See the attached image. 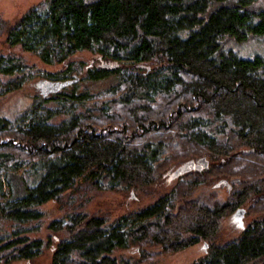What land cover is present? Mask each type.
I'll list each match as a JSON object with an SVG mask.
<instances>
[{"label": "trees", "instance_id": "1", "mask_svg": "<svg viewBox=\"0 0 264 264\" xmlns=\"http://www.w3.org/2000/svg\"><path fill=\"white\" fill-rule=\"evenodd\" d=\"M230 40L264 42V0H43L0 17V97L41 75L20 51L64 65L43 72L23 112L0 114V263L42 254L50 242L32 233L62 203L68 218L49 228L66 237L49 264L202 242L192 264H264V53L243 57ZM83 52L98 63L80 78ZM160 184L137 211L85 212L91 190ZM242 209L243 230L224 231Z\"/></svg>", "mask_w": 264, "mask_h": 264}, {"label": "rangeland", "instance_id": "2", "mask_svg": "<svg viewBox=\"0 0 264 264\" xmlns=\"http://www.w3.org/2000/svg\"><path fill=\"white\" fill-rule=\"evenodd\" d=\"M41 1L43 0H0V17L13 23L30 7ZM228 46L234 47L243 57H251L256 53H264L263 41L250 40L248 42L238 43L235 40H230ZM19 51L20 50L17 49V52ZM19 53L24 57L29 65H34L35 68L41 72V75L36 76L32 81L27 82L23 90L0 97V114L9 119H13L15 116L23 112L30 105L32 97L40 92L38 85L40 83L39 80L43 77V72H56L58 70H62L64 67V65L45 64L37 56L26 52L20 51ZM72 62L75 63L76 66L75 74L82 78L85 70L90 67L91 64L93 66L97 65L96 62L98 63V58L89 52H83L76 55ZM109 83L110 82L108 81L93 84L94 86L92 85V87L94 89H102L107 87ZM89 85L91 84L89 83ZM178 168L179 167H176L171 172H174ZM162 185L166 187L169 184L162 183ZM162 185L160 184L156 187L150 186L140 192L133 191L132 189L115 192H94L91 190L88 195V198L90 199L85 212L90 214H102L106 217L114 218L125 213L137 211L144 208L149 203H152L162 195V192L165 190V187ZM219 192L221 195H225L226 187L221 185ZM44 210L46 213L44 223L39 231L32 233V236L43 238L47 243L48 241L50 243L46 246L42 254L32 260L30 264H49L53 248L55 247L57 240H59V238L66 237V233L58 234L52 231L49 228V225L53 220L67 219L71 211L66 206H63L62 203H48L45 205ZM79 212L82 211L79 210ZM250 219L251 217L247 218L246 223L250 222ZM231 221L228 223L227 229H224V231H227L228 233H233L234 231L240 233L245 227L244 223L243 226L241 225V221L237 218V216ZM207 249L208 247L205 245V242L186 249H181L180 251L169 253L156 252V246H153L148 249V256L144 258L140 256V252L137 250V247L131 246L129 249L116 250L112 254V257L116 258L115 264H192L202 257L206 253ZM0 264H29V262L23 260H12L8 262H1Z\"/></svg>", "mask_w": 264, "mask_h": 264}, {"label": "water", "instance_id": "3", "mask_svg": "<svg viewBox=\"0 0 264 264\" xmlns=\"http://www.w3.org/2000/svg\"><path fill=\"white\" fill-rule=\"evenodd\" d=\"M77 80H78V78H76V79H74V80H71V81L62 82V83H60V87H63V86L69 85V84H71V83H73V82H75V81H77ZM204 165H205V166H208V161L204 162ZM184 166H185L184 170H186L187 167H190V166H193V167H194L195 164H194L193 162H189V163L184 164ZM180 167H181V166H180ZM181 172H182V171H181ZM181 172H179V173H181ZM244 213H245L244 209H242L241 211L237 212V218H239V219L242 218L243 215H244ZM241 225L243 226V221H241Z\"/></svg>", "mask_w": 264, "mask_h": 264}]
</instances>
